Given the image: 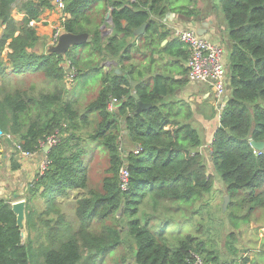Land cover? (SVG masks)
Returning a JSON list of instances; mask_svg holds the SVG:
<instances>
[{"label":"trees","instance_id":"16d2710c","mask_svg":"<svg viewBox=\"0 0 264 264\" xmlns=\"http://www.w3.org/2000/svg\"><path fill=\"white\" fill-rule=\"evenodd\" d=\"M97 1L67 0L69 17L62 22L63 30L88 32L91 37L85 46L89 51L100 62L116 61L122 72L112 69L107 73L97 97L81 110L70 99L65 83L63 63L67 59L80 75L70 51L62 56L39 49L45 42L35 22L52 8L50 1L0 0V26L4 28L0 37V139L14 146L7 138L11 135L25 150L38 152L43 142L57 137L47 153L45 173L37 174L25 194V239L12 201L0 199V264H104L125 245L130 250L113 264H191L194 253L207 264H239L234 260L223 263L207 248L206 239L179 227L190 213L207 206L201 203L190 212L213 190L214 174L209 173L201 152L203 139L193 124L192 105L175 97L188 84L187 67H181L180 78L150 75L159 41L172 32L160 20L172 9L186 19L199 20L200 14L190 6H173V0H104L105 13L113 8L114 30L103 40L99 25L92 27L93 18L86 17V10ZM219 2L229 26V92L209 159L226 184L223 196L230 197L226 210L241 209L229 213L234 225L242 219L251 221L252 213L264 208V150L251 145V139L264 141V0ZM16 9L24 13L22 20L14 17ZM145 22L149 27L136 45L134 31ZM160 52L175 57L179 64L190 54L178 38ZM147 53L151 57L144 62ZM36 77L41 81H35ZM132 80L139 83L133 86ZM134 92L152 106L138 112ZM112 97L120 101L114 113L107 109ZM209 115L214 117V113ZM137 147L142 148L139 154L134 151ZM97 149L106 152L109 162L99 189L90 185V156ZM123 166L130 173L126 191L120 187ZM12 168H20L13 156ZM37 196L44 201L34 205ZM60 198L66 199L64 205ZM247 202L251 206L245 214ZM67 204L73 216L64 211ZM108 219L113 222L105 224ZM98 223L102 227L94 229Z\"/></svg>","mask_w":264,"mask_h":264},{"label":"rangeland","instance_id":"374dc122","mask_svg":"<svg viewBox=\"0 0 264 264\" xmlns=\"http://www.w3.org/2000/svg\"><path fill=\"white\" fill-rule=\"evenodd\" d=\"M173 1V6L179 7L184 5L189 7L190 5H193L196 11H199L196 5H199V2H205L207 6L221 18V35L225 37L227 43L230 42V39L228 37V22L223 13L219 0ZM103 4L104 0H99L92 7L90 6L89 11L86 10V17L94 18L95 11H97V9L94 10V8L102 7ZM57 14L58 13L56 12L53 13L55 18L49 21L52 26H50V24H43V26L51 27V30L48 34H45V36H43L44 34L40 35L45 42V44H43L42 42L40 43V50H43L44 48L48 50V47L51 44L50 41H52V35L55 32V28L57 26ZM83 22H85V20ZM69 51L80 70V75L71 85V87H69L68 93L70 99L76 102L77 108L83 110L85 106L89 102L94 100L99 94L103 86V78L107 73L102 66V63L104 61L100 62L98 55L96 53H91L87 45L72 47ZM109 72H111V70ZM135 76H137L136 72ZM35 81L40 82L41 78L36 77ZM228 92L229 90L227 88L226 95H228ZM226 95L225 97H227ZM201 96L202 95H200L199 98L200 102H195L196 111H198L197 107H199L201 111L198 112L204 113L205 115L214 113V116L216 115L220 120L219 116L220 112H222V107L220 108V112H217V115L216 110H219V108H216L214 105H210L211 101L216 100L215 95L213 96L211 94L210 96H208V99H210L208 103H204V100L203 98H201ZM197 103H200L199 106H197ZM193 124L196 128L199 129L201 137L203 139L204 147L201 152L206 159L205 163L208 165L209 173L214 174V188L211 192L206 193L204 195V198L196 204V207H192V210H190V212L198 209L201 203H207L205 209H202L199 212L190 213V217H188L189 220L185 221L179 227L184 233L192 232L194 234H197L201 239H206L209 243L207 248H211L212 251L219 255L220 259L223 260V263L224 261L231 262L235 257H237V259L239 260V264H245L244 260L251 257L252 254V257H254V260H252V264H264V208H257L252 213L251 221H244V219H242V222H237L234 225L230 223L231 220L229 218V213L233 212L236 214L238 210L241 211V209L237 208L226 210L229 206L228 204L230 203V200L226 208L224 209L223 205L225 201V195L223 196V193L226 189V184L222 180L221 175L214 170V167L210 162V151L208 150V147L206 148L208 139L206 138V134L202 129V123L196 120V122H194ZM9 143L11 144V142ZM90 159V185L93 188L99 189L105 175L107 174L106 170L109 165L108 157L105 151L97 149L92 154V157L90 156ZM246 205L247 207L244 209L245 214L250 211L251 206L250 202H247ZM63 209L69 214V216H73L74 210H72L70 205L67 204ZM112 222V220L108 219L107 221H105V224H110ZM94 227V229H99L102 226L98 223L94 224ZM258 245L261 246V249H257ZM120 249H122V247ZM127 250L130 249L127 247V245H125V247L120 252L118 251L112 257H108L104 264H113L114 260L120 258L121 255L124 254ZM235 264H237V262Z\"/></svg>","mask_w":264,"mask_h":264},{"label":"crops","instance_id":"0c3cea01","mask_svg":"<svg viewBox=\"0 0 264 264\" xmlns=\"http://www.w3.org/2000/svg\"><path fill=\"white\" fill-rule=\"evenodd\" d=\"M197 1V0H194ZM176 7V6H175ZM191 8H195L193 5H190ZM196 7L199 9V14H200V19H186L182 17L176 10L172 9L169 10L168 13L163 17L162 20H160V23L162 26H164L167 29H170L172 32L170 36L166 39L160 40L158 44V48L161 51L169 45L173 40L177 39L175 35L176 29H182V28H193L196 31H206L203 36L206 38L210 39L213 42L219 43L224 47L225 50V55H224V61L226 64L229 62V56H230V50H229V43L225 40V37L221 35L222 32V21L221 18L211 10L207 6L205 2H199V5L197 4ZM105 8H106V2L102 5V7H95V17L93 18V22L91 24L92 27L95 25H99V29L102 31V39L106 40V38L113 32L114 28L112 26V23L107 21V14L108 12L113 8L110 6L105 13ZM58 13V20L56 19V28H62V18H61V13L57 11L54 7L52 9H46L43 11L41 14L40 20L35 22V27L37 29V32L39 35L45 36V34H48L51 30V27L48 26H43V24L48 25L51 23L49 22L51 19L55 18L53 13ZM112 13V11H111ZM14 17L17 20H22L24 17V13H21L18 9L14 10L13 13ZM104 15V21L101 22L102 18ZM53 16V17H52ZM55 20V19H54ZM203 23H208L206 27H204ZM104 28V29H103ZM4 28L0 26V37L3 34ZM108 31L110 32L108 35L103 36V32ZM54 34V33H53ZM136 36L137 38L133 39L132 42L139 44L141 42L142 36ZM53 36V35H52ZM89 36V40H90ZM49 38V37H48ZM88 40V41H89ZM51 43V41H50ZM49 43V44H50ZM159 50H157L154 53V57L157 59V62L152 69V73L150 75L155 74H160L163 73L168 77H174V78H180L182 77L180 74L181 67H186V62L187 60L179 62L175 57L169 56L165 53H161ZM151 56L149 53H147L146 60L144 62H147L148 59ZM108 62L112 63V67L109 68ZM102 66L105 69L106 73H110L109 71L112 69L117 68V63L116 61L113 60H105L102 63ZM154 74V75H155ZM184 77L187 78L186 75ZM228 88V86H227ZM215 95L213 88L209 83L206 82H198V83H192L188 81V84L180 88L176 93L175 97L176 98H182L184 100H187L193 107L195 111V120L199 121L202 123V129L206 134V138L208 139V143L206 144V148L211 144V141L213 139L214 133L219 125V119L215 115L214 117H210V113L205 115L204 113L198 112L195 109V102H200L199 98L200 95L201 98H203L204 103H208L210 99H208L210 95ZM228 97V95H226ZM216 97V95H215ZM226 97V98H227ZM199 106L200 103H197ZM210 105H214L216 108L218 107L216 104V100L211 101ZM217 112H220L219 110H216ZM218 115V114H217ZM220 118V116H219ZM125 134V131H124ZM126 135V134H125ZM13 144H10L6 138L0 139V199L5 198L11 200V204L13 202H16L21 199H25V194L27 191V188L29 185L35 181L37 172H38V166L41 163L43 157L45 156V150L44 148L37 152L35 156L31 158H23L20 156V154L15 150ZM204 146H202L201 150L203 149ZM12 156L15 158V161L20 164V168L17 170H14L12 168ZM211 162V161H210ZM77 193L76 191L72 192V195H75ZM73 198H69L68 201H72ZM60 202L65 203L66 199H59ZM44 201L42 198L37 196L35 200L33 201V204L36 205L38 203H41ZM257 249H261V246L258 245ZM253 250V249H252ZM250 260L248 262H245V264H252V260H254V257H249ZM234 261H238L237 257L233 259ZM223 262V260H221ZM228 262V261H224Z\"/></svg>","mask_w":264,"mask_h":264},{"label":"built area","instance_id":"2783aa9c","mask_svg":"<svg viewBox=\"0 0 264 264\" xmlns=\"http://www.w3.org/2000/svg\"><path fill=\"white\" fill-rule=\"evenodd\" d=\"M52 7L61 13L62 21H65L69 14L65 13L67 6V0H49ZM63 33L62 28H57L52 36L51 44H56L60 35ZM175 35L189 48L190 54L186 62L188 69L187 79L192 83L206 82L211 85L216 95V104L223 110L225 103L222 98H226V90L228 85L227 79V64L224 61L225 50L219 43L213 42L203 35H199L193 28L176 29ZM65 68V83L68 87L75 82L78 77V72L71 60H66L63 63ZM120 101L118 98L112 97L107 102V109L109 112L114 113L118 110ZM221 114V112H220ZM1 136V133H0ZM7 138L12 140L17 152L23 158H31L36 155L37 152H31L25 150L22 145L15 142L11 135H7ZM57 143V137L52 136L47 142H43L42 146L52 145ZM42 148V149H43ZM41 149V150H42ZM124 149L123 141H120V150ZM40 150V151H41ZM135 153L139 154L142 151L141 147H137ZM39 152V151H38ZM41 163L38 166V174L43 175L48 167L49 159L47 157L48 151H45ZM130 173L127 166H123L120 170V187L123 191H126L129 187ZM191 264H207L202 256L199 254H192Z\"/></svg>","mask_w":264,"mask_h":264},{"label":"water","instance_id":"95a60500","mask_svg":"<svg viewBox=\"0 0 264 264\" xmlns=\"http://www.w3.org/2000/svg\"><path fill=\"white\" fill-rule=\"evenodd\" d=\"M111 11L112 9L108 12L107 14V21L112 23V18H111ZM204 27L208 25V23H203ZM149 27V23L145 22L143 23L140 27L136 28L134 31V34L136 36H141L144 34ZM104 29V28H103ZM199 35H203L206 31H197ZM110 32L104 31L103 36L108 35ZM89 33L88 32H82V33H74V32H63L56 44H50L48 47V52L49 53H57L59 55H66V53L70 50L72 47H77V46H82L85 45L88 40H89ZM109 68L112 67V63L108 62ZM115 72L118 74H121V70L119 68L115 69ZM132 85L136 86L139 82L132 80ZM133 96L135 99L138 101V112H142L143 110L151 107V104L144 103L140 100L139 95L134 92ZM225 98H222L224 100ZM125 134H128V131H125ZM251 145L254 149L256 150H264V141H255L251 139ZM45 151L50 150V146L47 145L44 148ZM230 200L229 195H225V201H224V209L226 208L228 202ZM26 206H27V201L24 199L18 200L16 202L12 203V210L15 213L17 217V225L21 231L22 238L25 239L27 232H26Z\"/></svg>","mask_w":264,"mask_h":264}]
</instances>
